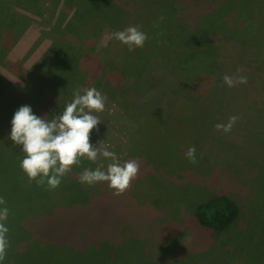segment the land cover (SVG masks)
Returning <instances> with one entry per match:
<instances>
[{"label":"rangeland","instance_id":"obj_1","mask_svg":"<svg viewBox=\"0 0 264 264\" xmlns=\"http://www.w3.org/2000/svg\"><path fill=\"white\" fill-rule=\"evenodd\" d=\"M47 1L34 2L43 11L44 21L18 9L35 23L22 34L11 35V40L0 33V197L6 202L0 208L6 206L9 210L5 221L9 247L3 264H264V100L250 99L241 104L242 108H237L238 100H226L233 103L226 114L228 105L220 104L217 98L210 103L208 94L214 92L211 82L216 76L204 73L194 92L201 96L199 102L180 98L178 106L167 115L142 109L140 112L146 116L140 118L136 111V131L132 129L130 135L125 133L129 122L120 121L119 106L114 102L112 106L105 105L98 125L101 134H91L90 142L97 147L109 145L121 162L126 153L123 145L130 144L134 152L129 155L140 165L137 177L120 197V212L122 207L125 211L120 216H126V223L120 225L119 231L126 234L113 246L117 251L87 252L84 259L73 255L69 244L74 229L57 214V203L66 199L61 190L67 185L68 189L82 185L78 174L85 168L106 169L110 161L100 157L95 166H83L81 161L62 178L59 187L50 189L46 184L29 181L19 166L24 157L22 148L8 138L11 120L20 106L29 105L34 114L47 119L60 114L65 107L52 103L45 110L42 100L35 96L37 93L25 86L30 77L28 69L48 51L54 39L53 33L51 36L44 32L48 24L58 20L65 25L72 17H58L59 10L54 11L51 0ZM77 5L75 9L85 10L87 0H80ZM260 5L264 6V0ZM12 6L16 10L15 3ZM259 17L258 12L252 14L254 19ZM88 26L96 32L91 40L94 53L107 60L113 43L109 29L105 24ZM173 34V39L181 42L182 50V44L187 41L185 34ZM197 53H192L178 70L182 68L191 74L213 70L218 76L224 72L220 59L217 61L206 51ZM139 55L140 48H136V61ZM201 65L207 68L195 69ZM171 68L168 66L164 71ZM157 85L152 83L149 88L152 90ZM152 98L153 95L148 99L155 103L166 97ZM208 102L211 105L203 107L196 116L198 106ZM165 103L160 111L171 107ZM235 110L239 114L231 132L217 131L215 125L227 123ZM253 110L259 115L253 114ZM249 111L250 115H246ZM102 137H105L103 141ZM193 146L196 164L186 158L188 148ZM100 185L103 192L111 191L106 182ZM218 195L232 198L239 209L238 218L224 231L201 225L195 215L200 204Z\"/></svg>","mask_w":264,"mask_h":264},{"label":"trees","instance_id":"obj_2","mask_svg":"<svg viewBox=\"0 0 264 264\" xmlns=\"http://www.w3.org/2000/svg\"><path fill=\"white\" fill-rule=\"evenodd\" d=\"M35 1L0 0V33H4L11 40V35H20L35 23L31 22V16L20 13L18 9L31 12L44 21L43 11L37 9ZM79 1L51 0L54 11L59 10L58 17H72L65 25L58 20L48 24L44 32L54 34L51 46L28 69L30 77L25 86L32 93H37L35 96L42 100L45 110L52 103L65 106L72 100L73 92L78 87H95L107 97L105 105L114 102L117 108L119 106L120 121L122 124L123 121L129 122L125 126L128 128L125 133L131 134L132 129L136 131V111L140 118L146 116L140 112L142 109H153L167 115L171 108L178 106L180 98L199 102L201 96L194 92L203 76L201 73L216 76V80L212 79L211 86L218 91L214 89L213 93L208 94L211 95L210 103L217 98L220 104L228 105L225 107L226 114L231 110L229 104H233L227 102L238 100L239 106H236L242 108L241 104H246L250 99L264 100L262 0H166L168 3L162 0H87V8L77 10L75 8ZM14 3L16 10L12 9ZM257 12L259 19L252 18V14ZM161 16L164 17L162 21L159 20ZM156 22H159L158 28L154 27ZM91 23L105 24L110 33L128 26H141L148 39L140 48L137 61L136 48L129 51L126 45L113 38L112 48L109 49L112 52L110 58L101 60L91 46L93 34L96 35L95 30L88 26ZM174 32L185 34L187 41L182 44V50L181 42L173 39ZM199 47L203 50H197ZM198 51H206L216 57L217 61L220 59L224 72L218 76L213 70H202L196 74L182 68L178 70L185 65L192 53L199 54ZM192 63L193 61L191 65ZM168 66L172 67L170 71H164ZM206 68V65H201L195 69ZM158 69L162 72H158ZM238 70L239 75L247 77L246 84H237L235 87L223 84L224 74L234 76ZM152 83L158 85L151 90L149 87ZM151 95L155 99L157 95L162 99L166 97L164 101L167 103L163 100L154 103L148 99ZM170 100L175 103H169ZM163 103L166 107H171L167 111H160ZM210 103L198 106L200 108L196 111V116L203 107L211 105ZM236 110L232 115L238 113ZM94 114L101 118L103 112ZM246 115H250V111ZM97 133L101 134L94 129L91 134L96 136ZM100 139L103 141L105 137ZM123 147L126 148L123 150L126 151L123 160H134V156L129 155L134 152L133 147L130 144H124ZM118 150L122 152L120 146ZM81 161L83 166H95L94 162L85 158H81ZM68 186L61 190L66 199L59 201L56 206L57 214L63 217V223H70L74 229L69 244L73 255L84 259L87 252L91 254L98 251H117L118 248L113 246L126 234L125 231H119L120 225L126 223V216H120L125 212L124 207L120 212V197L124 194L116 195L112 189L109 193L103 192L100 182L91 185L79 184L77 188L70 186V189ZM125 208L128 209L126 206ZM195 215L201 225L224 231L238 218L239 209L232 198L218 195L200 204Z\"/></svg>","mask_w":264,"mask_h":264},{"label":"clouds","instance_id":"obj_3","mask_svg":"<svg viewBox=\"0 0 264 264\" xmlns=\"http://www.w3.org/2000/svg\"><path fill=\"white\" fill-rule=\"evenodd\" d=\"M163 19V16L159 18L160 21ZM154 27L158 28L159 22H156ZM111 38L133 51L135 48H142L148 36L141 30V26L135 25L114 31ZM222 80L228 87L247 83V77L239 75V70L234 76L224 74ZM106 100L107 97L95 87H78L62 112L53 115L51 119H47V116H37L29 105L20 106L14 112L8 138L22 148L24 157L19 166L29 181L35 180L38 185L46 184L48 188L55 189L72 167L81 163V158L95 162L103 157L110 161L106 169L85 168L79 175L80 182L88 185L106 182L109 189L115 190L116 195L123 194L131 186V181L138 175L139 162H121L116 153L109 150V145L97 147L90 142L92 131H99L98 125L102 122L94 113L105 110ZM237 119L236 115H232L227 123L216 124L215 129L229 133ZM195 153L194 146L189 147L186 152V158L193 164L197 163ZM5 203L4 198L0 197V205ZM8 211L6 206L0 208V264L6 259L9 247V229L5 224Z\"/></svg>","mask_w":264,"mask_h":264}]
</instances>
